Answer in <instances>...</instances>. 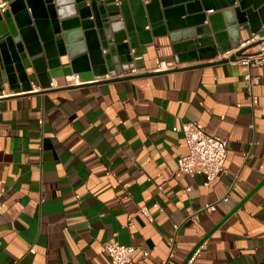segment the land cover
Returning a JSON list of instances; mask_svg holds the SVG:
<instances>
[{"label":"crops","instance_id":"crops-1","mask_svg":"<svg viewBox=\"0 0 264 264\" xmlns=\"http://www.w3.org/2000/svg\"><path fill=\"white\" fill-rule=\"evenodd\" d=\"M243 2L264 11V0ZM174 8L180 22L171 26L184 25L185 9ZM251 32L242 29L241 39ZM152 40L135 59L141 67L115 76H82L62 46V74L50 79L58 86L27 91L4 82L0 264H111L103 244L113 240L134 246V263L158 264L171 236L166 264H182L197 246L196 264H264V64L251 67L258 80L249 89L247 67L215 55L212 34L207 58L194 60L178 61L166 34ZM86 41L98 67L105 51ZM163 59L175 67L156 70ZM73 72L84 82L66 85ZM187 120L227 139L225 170L208 184L177 170Z\"/></svg>","mask_w":264,"mask_h":264},{"label":"water","instance_id":"water-1","mask_svg":"<svg viewBox=\"0 0 264 264\" xmlns=\"http://www.w3.org/2000/svg\"><path fill=\"white\" fill-rule=\"evenodd\" d=\"M174 6L185 9L184 25L171 26L180 22ZM9 7L0 9V88L4 82L12 89L31 87L24 58L31 60L40 85H49L51 77L62 74V46L72 70L89 77L92 71L114 74L141 67L135 59L155 36L168 35L176 59L183 61L207 58L210 34L217 55L236 46L244 28L264 33V11L243 0H12ZM211 7L220 12L206 14ZM86 38L105 51L98 67L88 62ZM77 46L80 57L71 52Z\"/></svg>","mask_w":264,"mask_h":264},{"label":"built area","instance_id":"built-area-1","mask_svg":"<svg viewBox=\"0 0 264 264\" xmlns=\"http://www.w3.org/2000/svg\"><path fill=\"white\" fill-rule=\"evenodd\" d=\"M8 5L6 0L0 1V9L4 10ZM242 49V50H241ZM241 52L234 57H230V53ZM221 55H227L228 61L231 63L241 64L247 67L243 78L250 89L257 82L258 77L252 75L250 69L252 66L264 64V33L252 31L246 38H242L236 46L226 49ZM175 67L174 60H160L156 70L168 69ZM134 69V68H133ZM116 74H112L115 76ZM84 80L80 74L73 72L65 75L66 85H76L83 83ZM31 87L27 91L43 90L48 87L58 86L57 82L49 81V85H36L30 81ZM4 87L0 88V99L8 95ZM182 132L186 145V151L180 153L177 158V170L186 174L200 173L205 176V184L215 178L217 174L225 170L224 162L227 155V139L216 134L209 133L204 130L195 120H187L182 124ZM208 209H213V204H207ZM141 211L149 216L145 206L141 207ZM176 226V225H175ZM170 251L167 258L162 259L158 264H166L168 258L173 254V236L169 238ZM111 264H140L132 261L133 245L122 244L118 241H106L103 244ZM201 252V247H195L183 264H196V258ZM149 251L142 249V255L148 256ZM146 264V263H142Z\"/></svg>","mask_w":264,"mask_h":264}]
</instances>
